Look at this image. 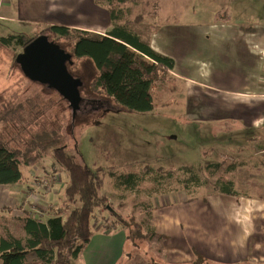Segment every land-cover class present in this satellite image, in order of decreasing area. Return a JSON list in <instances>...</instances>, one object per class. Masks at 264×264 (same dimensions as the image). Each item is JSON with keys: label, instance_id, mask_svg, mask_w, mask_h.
Wrapping results in <instances>:
<instances>
[{"label": "rangeland", "instance_id": "rangeland-1", "mask_svg": "<svg viewBox=\"0 0 264 264\" xmlns=\"http://www.w3.org/2000/svg\"><path fill=\"white\" fill-rule=\"evenodd\" d=\"M2 1L0 0V12L3 9L1 7ZM180 1L184 2L186 6L181 11L183 15L177 16L176 19L181 18L182 20L191 21V15L196 12V4L199 0ZM201 2L206 5L212 4L210 0H201ZM214 4L215 7L220 6L214 16L216 21L230 23L233 26L235 24H240L241 27L243 25L251 26L255 30L246 31L248 28L242 27V32L246 34L253 33V41H241L242 36H238L236 30L230 26L225 28L219 26L217 27L218 32L214 33L212 31L216 28L195 27L191 25L196 24L195 22H182L188 25L179 26L178 28L179 33L176 36L179 42V51L174 52L175 59L179 64V74H191L190 71L193 67V71L197 70V73L203 75L202 70L204 69L207 74V82L216 86L217 89H222L221 91L236 89L240 87V84L248 82L249 75L241 73L239 66L236 67L234 63L243 61L240 56L229 58L225 52L233 48V50L240 52L251 49L258 53L264 48V0H214ZM139 9H141V6H138L135 10L133 9V14L138 12ZM151 14H145L143 19L149 20L150 17H154V14ZM160 17L161 19L168 18V22L170 20L174 23V19L164 15L162 11ZM43 27L42 24L38 23L0 20V36L18 34L32 39L41 34L40 31ZM128 28L130 29L129 26ZM204 31L206 34L213 36L208 41L205 38L206 40L202 44L196 37ZM232 33L236 34L232 40L235 43L229 42V48L228 42L224 38ZM216 35H220L218 40L214 38ZM56 43L66 52H69L72 47L71 41L60 40ZM21 51L22 48L11 50L0 46V105H4L6 108L11 106L16 112L13 122L9 124L0 123L1 137L22 148L38 131L56 130L63 136V141L68 147L70 145L72 149V144H76L86 164L99 166L106 171L139 170L143 166H149L156 170H176L184 165L195 167L200 185L194 191L189 192L174 185L173 188L177 189L172 190V188L168 193H150L148 191L151 187L150 182L142 183L135 191L124 192L121 189L114 188L111 178L106 175L102 193L108 199V206L96 213V220H94L92 226L95 230L102 227L104 220L110 221L114 214L124 219L131 215L136 221L144 218L148 211L151 216V211L156 205H166L170 201L168 196H172L171 194L176 191L184 192L187 201L205 200L202 198L207 197L209 194H215L212 191V183L219 177L233 181L236 196L264 200V159L259 156L260 154L253 153L248 159L250 145L264 147V142L257 144L254 141L250 142L253 139L251 137H259L258 131L247 129L243 127L239 120L229 117L224 118L223 121H214L210 125L194 124L195 127L207 126V129L211 128L208 132L209 141L207 140L208 136L205 139L204 137H198L203 133V130L195 128V133L190 131L189 129L192 128L189 127V124L185 121V115L182 113L183 102L187 96L184 82L177 84L167 80L162 84L153 86L151 91L153 111L147 113L131 112L123 110L106 97L91 92L88 86L96 72L93 63L88 58H72L73 63L68 65V70L72 76L81 81L79 87L81 102L73 116L68 103L56 91L46 85L29 82L19 66L16 63L13 65L14 54ZM182 63H185V65H180ZM262 73L264 77V69ZM128 125L131 126L126 129ZM185 130L190 132L191 135H187ZM133 131H142V135L149 136L151 139L149 147L138 142V137H131L130 133ZM180 131H182V135L178 133ZM171 132L177 135L176 140L171 138ZM262 132L264 134L263 129ZM183 133L186 135L183 136ZM119 138L121 143H126L128 152L135 150L136 155L141 158L149 149L154 157L127 159L125 155L118 152V146L116 148L114 145V141ZM196 146H198L197 150ZM253 150L256 152L257 149ZM256 161L258 162L254 163ZM260 162L262 164H259ZM208 163L211 165L208 166ZM217 164L221 167L218 168ZM23 170L25 179L16 183L14 187L26 186L32 179L33 184L38 188L37 191L33 192L34 198H37L38 203L46 206V208L48 206V211L49 208L50 210L53 209L51 205L55 203V199L52 198L61 199L62 197V188L66 182L65 172L59 167L54 168L49 156L38 161L34 167L28 166ZM50 183L53 189H51ZM207 184H211V186H207ZM50 191L52 192L49 194ZM191 197H194V199L189 200ZM46 200H49V202H46ZM32 201L34 202V200ZM23 203L22 207L20 205L10 208L11 213L9 216L7 215L6 227L15 235H22L23 233L15 221L14 214L16 212L18 214L20 212H30L31 210L30 208H23ZM39 210H43V208ZM47 210L41 211L37 216L45 218L49 215ZM2 222L0 220L1 233ZM164 238L162 235L161 238L156 235L133 241L128 238V245L123 247V254L115 264H139L141 261L159 263V257H164L162 250H160V242ZM192 252L195 258L198 253L194 249H192ZM67 260L68 264L75 263L69 255Z\"/></svg>", "mask_w": 264, "mask_h": 264}, {"label": "crops", "instance_id": "crops-1", "mask_svg": "<svg viewBox=\"0 0 264 264\" xmlns=\"http://www.w3.org/2000/svg\"><path fill=\"white\" fill-rule=\"evenodd\" d=\"M210 1L212 4L206 5L199 0L196 4V12L191 15V21H187V19H176L177 16L183 15L181 11L186 6L184 2L159 0L158 8L152 13L154 17H150L149 20L143 19L141 23L131 24L129 27L141 41L147 43L153 50L174 59V67L170 71L173 77L171 81L185 84L187 96L183 102L182 113L185 115V121L192 128L189 129L190 131L195 133V128H200L203 133L198 137L205 139L208 136L209 141L208 132L211 128L195 127L194 124L210 125L214 121H223L224 118L230 117L239 120L243 127L258 131L256 132L259 133V137H251L253 139L250 142L254 141L255 144L264 142L262 138L264 137L262 132V129L264 130V77L262 75L264 48L259 51L260 53L258 52L259 55L251 49L240 52L229 47V42H233L236 34L232 33L224 38L230 48H228L230 51L225 54L229 58L240 56L243 61L234 63L236 67L239 66L241 73L249 75L248 82L240 84V87L236 89L223 91L217 89L216 86L207 82L204 69L202 70L203 75L197 73V70L193 71V67L191 74H179V64L174 52L179 51L176 36L179 33V26L188 25L182 22H195L196 24H191L195 27L216 28L212 31L214 33L218 32L217 27L219 26L223 28L230 26L236 30L238 36H242L241 41H253V33L242 32V27L248 28L246 31L255 30L251 26L241 27L240 24L233 26L230 23L216 21L214 16L220 6L215 7L214 0ZM1 4L3 8L0 12L1 21L38 23L43 26L64 25L101 34L110 28L108 10L94 3V0H3ZM161 11L164 15L174 19V23L170 20L168 22V18L161 19ZM239 27L241 30L238 29ZM212 36L204 31L200 32L196 39L198 38L197 40L203 44L204 40L208 41ZM214 38L218 40L220 35ZM183 64L185 65V63L180 65ZM130 126H126V129ZM141 132L133 131L130 135L133 138L138 137V142L149 147L150 137L142 135ZM178 133L182 135V131ZM186 134L191 135L187 131ZM186 134L183 133V136ZM170 136L174 140L177 139V135L172 132ZM114 145L116 148L118 146V152L129 160L154 157L149 149L141 158L136 155L135 150L128 152L126 143H121L120 138L114 141ZM196 147L197 150L198 146ZM249 149L248 159L251 153L260 154L259 156L264 159V147L250 145ZM252 149L257 150L254 152ZM28 183L26 186L19 187H14L16 183L0 185V220L3 221L2 223H5L7 215H10V208L20 205L22 207L23 199L26 201L34 191L38 190L32 179ZM171 195L168 196L170 201L166 205H156L151 211V221L156 233L165 237L160 242V248L166 263L188 264L194 260L192 252L194 249L211 261V264H264L263 199L215 193L209 194L205 200L187 201L184 192L176 191ZM52 199H55V203H52L51 208L58 203L56 197ZM25 201L23 208L28 209ZM47 217L48 215L41 218L44 220ZM127 245L126 233L119 226L105 231L95 230L79 257L74 259L73 264H115L123 254V247ZM146 262L141 261L139 264H146Z\"/></svg>", "mask_w": 264, "mask_h": 264}, {"label": "trees", "instance_id": "trees-1", "mask_svg": "<svg viewBox=\"0 0 264 264\" xmlns=\"http://www.w3.org/2000/svg\"><path fill=\"white\" fill-rule=\"evenodd\" d=\"M94 3L106 7L109 13L110 28L103 34L56 24L44 26L40 33L47 34L55 42L71 41L69 52L73 59L91 60L96 70L88 86L91 92L106 97L123 110L136 113L153 111L152 88L173 79L170 71L174 67V59L153 50L128 26L141 23L145 14L155 11L158 0H94ZM138 6L141 9L133 14V9ZM28 41V38L18 34L0 36V46L11 50L23 48ZM29 82L33 83L31 80ZM15 113L11 106L6 108L0 105V123L13 122ZM72 147L67 146L56 130L38 131L22 148L0 136V185L19 183L25 179L23 168L34 167L46 156H49L54 168L59 167L66 174L62 197L53 209L49 208L48 211V206L46 208L39 203L49 213L46 219L29 211L20 212L21 215L16 212L15 221L22 235H15L7 229V220L2 223L1 264H68V255L77 259L95 232L92 226L96 213L108 206V199L102 193L106 175L111 178L114 188L124 192L135 191L144 182H150L148 191L157 194L168 193L174 185L187 192L194 191L200 185L195 167L191 165L176 170H156L143 166L139 170L106 171L99 166L86 164L76 144H72ZM216 166L221 167L219 164ZM212 185L213 193L235 195L231 179L219 177ZM50 187L53 189L51 183ZM31 199L38 203L32 194ZM146 214L138 221L131 215L124 219L114 214L110 221H103L99 230L120 226L126 238L132 241L158 235L150 212ZM158 237L161 238L160 235ZM158 261L146 264H168L162 256ZM188 264L211 263L196 254Z\"/></svg>", "mask_w": 264, "mask_h": 264}, {"label": "water", "instance_id": "water-1", "mask_svg": "<svg viewBox=\"0 0 264 264\" xmlns=\"http://www.w3.org/2000/svg\"><path fill=\"white\" fill-rule=\"evenodd\" d=\"M15 63L26 78L56 91L68 103L74 116L81 102V81L68 70V65L73 63L70 52L41 33L29 39L15 56Z\"/></svg>", "mask_w": 264, "mask_h": 264}, {"label": "built area", "instance_id": "built-area-1", "mask_svg": "<svg viewBox=\"0 0 264 264\" xmlns=\"http://www.w3.org/2000/svg\"><path fill=\"white\" fill-rule=\"evenodd\" d=\"M30 198L31 197H28L26 199V201H25V203L28 204L26 207L31 209L30 210V213H32L33 215L39 214L42 211V210H39V209H42L41 206H40V204L37 203V202H33L32 200H30ZM29 203H32V204H29ZM19 215H21V213H19Z\"/></svg>", "mask_w": 264, "mask_h": 264}]
</instances>
